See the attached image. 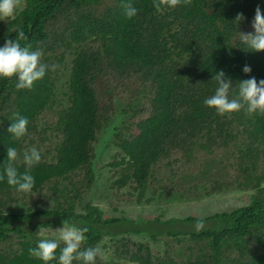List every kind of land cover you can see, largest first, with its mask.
<instances>
[{
  "label": "trees",
  "instance_id": "obj_1",
  "mask_svg": "<svg viewBox=\"0 0 264 264\" xmlns=\"http://www.w3.org/2000/svg\"><path fill=\"white\" fill-rule=\"evenodd\" d=\"M131 2V19L122 0H23L14 19L0 20V46L22 30V46L56 65L30 90L0 79V163L8 146L42 155L33 193L0 182V264H42L28 254L37 231L69 219L89 229L81 247L99 246L104 264H264V115L203 105L215 70L233 81L264 79V52L239 48L232 23L243 13L238 30L252 32L264 0H182L160 10L153 0ZM16 113L29 120L18 142L7 132ZM105 186L116 210L225 192L244 200L248 192V202L202 218L199 233L161 239V222L194 226L199 218H106L95 198Z\"/></svg>",
  "mask_w": 264,
  "mask_h": 264
},
{
  "label": "clouds",
  "instance_id": "obj_2",
  "mask_svg": "<svg viewBox=\"0 0 264 264\" xmlns=\"http://www.w3.org/2000/svg\"><path fill=\"white\" fill-rule=\"evenodd\" d=\"M181 2L182 0H153V7L157 10L163 6L175 8ZM122 7L123 14L128 19L137 15L138 10L131 0H122ZM17 11L18 0H0V20L14 19ZM245 19L243 13H239L232 22L236 29L239 48L248 52H264V11L257 6L251 24L252 32L244 33L238 30L240 22ZM25 39V33L20 30L16 33L14 40L6 39L0 46V79L15 78L17 90L32 89L36 82L46 76L50 67L53 70L56 67V65L49 66L42 62L40 49L33 50L31 45L22 46L21 41ZM242 71L250 75L252 68L245 65ZM211 81L214 82L215 88L213 94L203 100L205 107L214 109L219 115L239 112L242 109L248 115H264V79L258 81L256 77L251 76L249 79L233 81L225 71L215 70ZM28 126V118L16 113L7 129L11 140L21 141L28 133ZM41 160V151L35 146L24 149L22 153H18L16 147L8 146L6 158L3 163H0V182L6 183L17 193H33L36 188V178L32 170ZM21 164L23 171L19 169ZM225 194L226 192L214 197ZM115 199L113 195L112 201ZM194 228L197 233L202 231L205 228L203 219H199ZM88 231L87 227H82L70 219L63 220L62 226L53 230L52 236L47 235L45 227L41 226L36 235L38 239L35 246L28 249V254L42 264H53V262L55 264H96L97 258L103 257L105 253L99 246L81 247Z\"/></svg>",
  "mask_w": 264,
  "mask_h": 264
},
{
  "label": "rangeland",
  "instance_id": "obj_3",
  "mask_svg": "<svg viewBox=\"0 0 264 264\" xmlns=\"http://www.w3.org/2000/svg\"><path fill=\"white\" fill-rule=\"evenodd\" d=\"M22 3H23V0H18V7L22 6L23 5ZM109 129H114V128L110 127ZM100 142L97 146V158L94 162L96 178H97V169H98V163H99V158H100L99 157L100 155L98 154ZM104 158L108 159V156ZM96 182H97V179H96ZM94 188L95 186L93 187V190ZM101 191H102L101 193H98L95 196V198H100L99 201H96V204L102 207V210L104 211L106 218L108 217H119V218H124V219L135 218L133 220H135L137 223L140 220L145 219L143 218V216L150 219V218H155L157 216H160L161 214H163L164 218H167V220L168 219H183L185 216L187 217L191 216V217L202 219V218L214 215L216 213H221L222 211L230 212V210L234 209L235 207L241 206V204L238 203L239 200L242 202V205L244 204V206L248 202V192H247V200H244L245 197L241 198L242 196L246 194L236 192V193L225 194L217 198L212 197L207 200H201V201H196V202L176 201V202L167 203V202L161 201V202L152 204L150 206H145V205L138 206L135 204H127V205L120 206L119 209L116 210L112 208V203H114L112 199L115 193L111 194L110 188L108 186L103 187ZM92 192L89 197H91ZM222 200L223 202H221ZM224 208H226L228 211L223 210ZM141 213H142V216H140ZM149 226L150 225L146 224V229H145L146 231L144 233L148 234L147 229ZM53 230L51 228H45V232L49 236L54 235ZM159 230L163 232V236L161 237V239H164L167 236L166 232L174 233L178 230L180 231L194 230V226L185 225V224H177L173 220H168V224H166V222H161L159 224ZM38 231H37V234H38ZM167 240L171 241V239H167ZM165 241L166 240H164L163 242ZM107 259L108 258L106 255L101 257L102 264H104V261H106Z\"/></svg>",
  "mask_w": 264,
  "mask_h": 264
}]
</instances>
